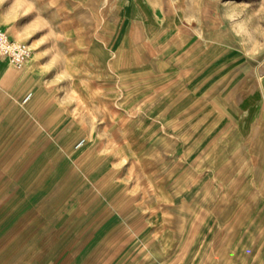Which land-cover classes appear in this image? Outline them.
Wrapping results in <instances>:
<instances>
[{
  "label": "rangeland",
  "instance_id": "1",
  "mask_svg": "<svg viewBox=\"0 0 264 264\" xmlns=\"http://www.w3.org/2000/svg\"><path fill=\"white\" fill-rule=\"evenodd\" d=\"M103 1L94 0L91 7L99 8ZM136 3L150 33H165L152 19L148 4ZM158 7L161 27L183 33L178 44L167 36L157 44L158 54L170 57L152 54L148 68H128L121 78L113 73L112 83L95 78L89 84L87 77H104V72L86 62L83 47L89 36H79L77 30H105L104 16L88 8L78 10L68 0H0V27L31 47V58L21 70H30L34 79L25 93L32 89L42 95L33 107L40 114L17 115L11 125L9 111L0 114V201L12 202L14 185L21 204L27 199L50 201L48 196L26 197L23 181L12 182L13 158L17 171L37 160L31 170L39 173L48 166L47 172L56 176L51 187L66 189L73 184L72 173L79 177L75 187L81 189L80 199L64 191L60 203L79 204L81 223L92 224L81 228L82 236L107 242L112 237L116 255L121 254V237L129 238L133 258L123 264H247L240 255L249 247L264 259L259 249L264 226L257 228V218L249 214L239 220V212L226 207L215 212L221 228L210 224L205 243L196 237L187 256L175 250L180 243L174 246V238L166 234L178 228L182 239L189 237L185 218L158 214L172 202L175 183L177 191L185 184L192 188L190 202L208 210L226 203L232 208L237 201L243 206V198L255 209L264 206V0H159ZM181 42L183 46L172 53ZM114 54L117 58L118 51ZM203 78L204 83L195 87ZM59 106L65 108L63 123L56 115ZM221 109L226 112L206 129ZM198 113L203 115L196 122L198 116H191ZM25 137H31L33 146H20L28 140ZM60 175L63 180H58ZM69 175V184L62 185ZM100 184L112 194L90 196L86 189ZM177 202L181 208L191 207L186 192ZM121 213L128 220L124 228L118 225ZM160 218L165 224L156 227ZM106 244L100 243L98 250ZM12 256V237H2L0 264L25 263Z\"/></svg>",
  "mask_w": 264,
  "mask_h": 264
},
{
  "label": "crops",
  "instance_id": "2",
  "mask_svg": "<svg viewBox=\"0 0 264 264\" xmlns=\"http://www.w3.org/2000/svg\"><path fill=\"white\" fill-rule=\"evenodd\" d=\"M68 1L76 9L81 10L83 8H88L91 14L92 12H95L96 14L104 16V19L106 20L105 30L95 28L93 26L89 29L80 28L77 30V32H79V36H89V42L86 43L83 47V51L88 53L86 62L92 68L99 67L103 69L104 72V77H93V75L87 77L86 79L89 80V84H93L96 81H93V79L95 78L99 80L104 79L103 81H101L104 83H112L114 79L113 73L121 74L128 70V68H148L152 61V54H155L160 59H168L171 54L168 57H161L157 51V44L163 41L166 36L171 40L177 42L178 44L183 34H173L171 27H161L162 17L159 11L160 8L158 7L159 0H142L151 8L152 19L155 20L159 27L165 32L162 34L159 33L158 35H152L150 33L147 27L145 16L137 5L136 0H104L103 3H101L103 4V6L95 9L91 7L94 0H80L79 2H76L78 0ZM128 5L129 7H127ZM127 8H129V17L124 23ZM0 28L5 29L4 27ZM121 29L122 32L119 36ZM182 46L183 43L181 42L172 53L176 52L177 49ZM114 51H118L117 58L114 54ZM96 53L97 55H95ZM190 68L195 67L191 66ZM21 69L22 68H17L13 64H11L7 56L0 55V114L5 115L6 113L4 112L9 111V125L13 123L12 120L17 115L32 116L35 114H40L37 113L38 110L34 111L33 109L36 101L40 98V96H42L40 91L36 94L33 101H23L26 96L25 90L27 89L29 83H27L24 88L19 83V73L24 72V70ZM26 70L27 69H25V71ZM122 76L123 75L121 74L120 78ZM204 80L205 79L203 78L195 87H199V85H202L204 83ZM33 89L36 91L38 89V84H35ZM189 90L187 92H189ZM223 92L224 87L221 91L222 98L224 99L225 96ZM181 98L176 100L169 107L168 113L171 107ZM16 105H20L19 108H17ZM232 105L234 106V104ZM157 109L158 107H155L153 110L157 111ZM224 111L225 110L222 109L217 111L212 117V120L206 129L210 127V125L221 112H226ZM232 111H234V108L232 109ZM56 115L61 116L60 122L63 123L65 117V108L59 106L57 108ZM202 115L203 113L192 114L191 117L198 116L196 119L197 122ZM25 123H29V120L26 119ZM194 125L191 128V132ZM25 138L29 141H24L20 144V146H33V143L30 142V140H32L31 137ZM15 159L16 158L12 159V182H15L17 180L23 181L22 184L24 185L23 189L26 190L24 193L26 197L48 196L50 197L48 198L50 199V201L47 203L43 202L42 204H38L37 202L39 199L31 200V202H28L27 199L23 204H21V202H18L17 200L18 188L16 185L12 186V195L10 194L9 196L10 199L12 196V202L5 205L0 201V242L2 237H12V253L14 254V256H12L13 260H24V264H27L28 261L34 260L37 261L35 262L36 264H115L116 261L121 258L123 259L121 264H123V262L128 261L130 258H133L130 257V255H132L134 252H131V254L128 251L129 238L127 239L126 237H121V254L116 255V252H114L111 248L112 242L114 240L112 239V237L107 242L106 239L95 240L88 234L82 236L81 228L84 226H91L92 224L86 225L81 223L82 210L79 204L76 205V207L74 206V204L73 206H66L63 203H60L58 199V197L62 195L64 191V195L68 194L76 196V201L80 199H78V197L82 195L81 189L79 187H75L77 185L76 180L79 177H76V175L72 173L73 184L71 185L70 182L71 187L69 186L66 189L61 187H51L56 179V176L52 175L53 173L47 172L48 166L45 167L44 171L41 169L42 171H40L39 173H37V171L33 172L31 169L33 163L34 165L37 164V160H31L26 162V164H32L31 166H25L23 170L17 171V161ZM40 163L42 162L40 161ZM61 176L62 175H60L59 178L57 177L58 180H63L64 176ZM181 176L185 177V175L183 174ZM70 179L71 178L69 175L65 179V182L62 183V185L67 183ZM186 185L187 184H185V187H181V189L177 191L178 186L175 183L174 187L170 189V193L172 194V202H170L168 208L163 209L162 211L158 210V214L162 212H172L182 216L183 218H185L186 223L191 230L190 236L186 239H182L183 232L178 228H173L169 233H166L168 234V236L174 238V241L173 239L172 241H170L174 244V246L180 243V248H175L178 253L184 252V254L187 256L192 244L194 242H197L196 237L198 239L200 237L201 244L205 243V238L203 235H207V228L210 224L212 225L211 227L218 226L221 228V225L217 224L218 218L217 215H215V212H218L224 207H226L229 212H232L233 214L239 212V220H241L242 218H246L249 214L250 216H253V218H257V228H259L260 226H264V206L260 207L259 209H255L256 207L244 204L243 198V206L242 204L240 205L239 201H237L236 203H234L232 208L229 207V205L226 203V205H221L214 209L208 210L204 205L196 206L190 202L192 188H189ZM86 190L89 191L90 196L99 195L102 197H106L112 194V192L109 191L106 185L103 184H100V186L97 187H89ZM249 190V193L246 195H250V187ZM183 192H186L188 202L191 206L190 209L181 208L177 202V197H180ZM231 192L232 195H230V197L236 199L234 197L235 193L233 191ZM137 212L139 213V209H137ZM164 216L163 219L166 222L167 219ZM119 221L120 223H118V225L121 224L122 228L128 226V220L127 218L123 219L122 213ZM155 224L156 227H160L161 224L165 223H162L160 218L159 220H156ZM113 226L111 223L108 224V227L112 228ZM93 227H96V225H93ZM1 229H4V232H2ZM102 242L108 244L98 250V247L100 246L99 244ZM263 243L264 237H262L259 241V249L261 252H264ZM21 245H25L23 251L21 249ZM249 249H251V247H249ZM16 252H23V255H21V253H19V255H16ZM249 254L250 250L246 252L242 250L240 257L244 260L245 257H247ZM256 255L258 260L256 259L253 263L258 262L257 264H264V259H262V257H259L258 254ZM222 256L221 258H223ZM153 258H155V256ZM200 259H203V251L200 255Z\"/></svg>",
  "mask_w": 264,
  "mask_h": 264
},
{
  "label": "built area",
  "instance_id": "3",
  "mask_svg": "<svg viewBox=\"0 0 264 264\" xmlns=\"http://www.w3.org/2000/svg\"><path fill=\"white\" fill-rule=\"evenodd\" d=\"M0 55L7 56L11 64L20 67L30 58L31 47L28 42L14 39L5 29L0 28Z\"/></svg>",
  "mask_w": 264,
  "mask_h": 264
},
{
  "label": "bare ground",
  "instance_id": "4",
  "mask_svg": "<svg viewBox=\"0 0 264 264\" xmlns=\"http://www.w3.org/2000/svg\"><path fill=\"white\" fill-rule=\"evenodd\" d=\"M8 33V32H7ZM9 34V33H8ZM9 36H10V34H9ZM10 37H12V36H10ZM13 38V37H12ZM15 39V38H14ZM42 46H40V48H41ZM196 48V47H195ZM193 49V48H192ZM41 50L43 51V47L41 48ZM199 54V53H198ZM32 55V54H31ZM30 58H31V56H30ZM29 58V59H30ZM28 59V60H29ZM27 60V61H28ZM27 61L23 64V65H21L20 67H17V68H23L24 67V65L27 63ZM194 66V65H193ZM16 67V66H15ZM31 68V67H30ZM34 79V76H33V74L30 72V71H28V70H24V72H20L19 73V78H18V80H19V83L23 86V88H24V86L27 84V83H32V80ZM36 80V79H35ZM17 84V83H16ZM30 85V84H29ZM27 87V86H26ZM26 89V88H25ZM24 89V90H25ZM39 92V91H38ZM37 92V93H38ZM36 93V94H37ZM209 93V92H208ZM26 97H27V100H29V101H33V99L35 98V96H36V94H35V92L32 90V89H29L26 93ZM196 95V94H195ZM187 97V96H186ZM188 98V97H187ZM191 98H193V96L191 97ZM195 98V97H194ZM184 101V100H183ZM190 101V100H189ZM192 101V100H191ZM22 102V101H21ZM188 102V101H187ZM48 103V102H47ZM181 103V102H180ZM179 103V104H180ZM183 103V102H182ZM193 103H195V102H193ZM49 104V103H48ZM176 107V106H175ZM181 107V106H180ZM192 107V106H191ZM197 108V107H196ZM175 109V108H174ZM188 110V109H187ZM195 110V109H194ZM184 111V110H183ZM178 112V111H177ZM191 112V111H190ZM37 115V114H36ZM222 188V187H221ZM247 191V190H246ZM236 195V194H235ZM236 197H238V196H236ZM239 199V198H238ZM224 209V208H223ZM222 215V214H221ZM225 216V215H224ZM222 217V216H221ZM223 218V217H222ZM225 218H227V217H225ZM246 220V219H245ZM233 233V232H232ZM232 236V235H231ZM227 242H228V240H227ZM231 250V249H230ZM233 250V249H232ZM22 254V253H21ZM234 255V254H233ZM238 256H239V254H238ZM259 258V257H258ZM236 259V258H235ZM257 259V255H256V252H255V250H253L252 249V247H251V249H250V254L247 256V257H245V262H247V264H252L255 260ZM258 260V259H257ZM234 261V260H233ZM238 263V262H237ZM232 264H235L234 262L232 263Z\"/></svg>",
  "mask_w": 264,
  "mask_h": 264
}]
</instances>
